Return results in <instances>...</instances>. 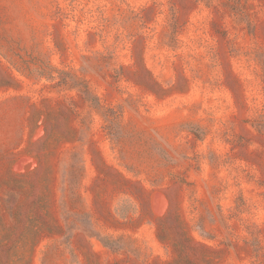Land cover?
<instances>
[{"label": "rangeland", "instance_id": "obj_1", "mask_svg": "<svg viewBox=\"0 0 264 264\" xmlns=\"http://www.w3.org/2000/svg\"><path fill=\"white\" fill-rule=\"evenodd\" d=\"M0 264H264V0H0Z\"/></svg>", "mask_w": 264, "mask_h": 264}]
</instances>
